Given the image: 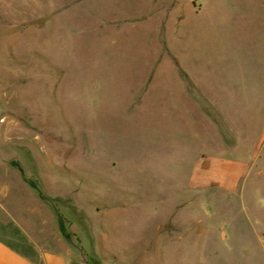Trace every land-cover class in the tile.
I'll return each mask as SVG.
<instances>
[{"label": "rangeland", "instance_id": "374dc122", "mask_svg": "<svg viewBox=\"0 0 264 264\" xmlns=\"http://www.w3.org/2000/svg\"><path fill=\"white\" fill-rule=\"evenodd\" d=\"M263 139L264 0H0L1 200L68 264H264L190 184Z\"/></svg>", "mask_w": 264, "mask_h": 264}, {"label": "crops", "instance_id": "0c3cea01", "mask_svg": "<svg viewBox=\"0 0 264 264\" xmlns=\"http://www.w3.org/2000/svg\"><path fill=\"white\" fill-rule=\"evenodd\" d=\"M260 148L264 153V139ZM256 157L257 155H250L243 159L226 154L211 155L207 158L206 168L195 169L190 184L195 190H209L224 197L238 194L236 212L241 215L242 220L238 219L237 226L233 227L234 220L230 216L225 219L230 224L225 228L230 233L237 231L240 240L254 241L259 249L258 253L264 255V192L254 186L250 191L253 195L246 196L245 191L247 180L256 166ZM262 173L263 170L258 174ZM6 192L5 189H0V264H68L63 255L47 250L37 241L29 222L18 219L11 208L3 204L1 198H6ZM222 203L223 209L230 207V203ZM237 213L230 211L231 215ZM258 253L253 252L252 248L246 250L247 255H254L255 258Z\"/></svg>", "mask_w": 264, "mask_h": 264}]
</instances>
